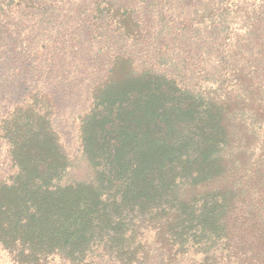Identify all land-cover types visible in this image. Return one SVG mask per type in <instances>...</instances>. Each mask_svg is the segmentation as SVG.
Here are the masks:
<instances>
[{"label": "trees", "instance_id": "16d2710c", "mask_svg": "<svg viewBox=\"0 0 264 264\" xmlns=\"http://www.w3.org/2000/svg\"><path fill=\"white\" fill-rule=\"evenodd\" d=\"M31 1L0 0V39L6 13ZM93 4L91 21L122 44L79 118L81 172L50 93L33 88L0 115V253L264 264V0ZM6 43L7 59L21 53Z\"/></svg>", "mask_w": 264, "mask_h": 264}, {"label": "rangeland", "instance_id": "374dc122", "mask_svg": "<svg viewBox=\"0 0 264 264\" xmlns=\"http://www.w3.org/2000/svg\"><path fill=\"white\" fill-rule=\"evenodd\" d=\"M94 0H32L3 17L9 38L0 39V115L33 88L50 93L56 104L53 126L73 165L81 172L78 124L91 86L104 75L121 47L106 21H91ZM23 6V5H22ZM21 47L7 59L6 42ZM10 56V55H9ZM0 139V167L5 158ZM74 170H72L73 172ZM0 264H8L0 253Z\"/></svg>", "mask_w": 264, "mask_h": 264}]
</instances>
